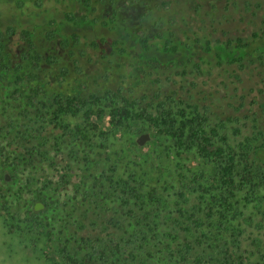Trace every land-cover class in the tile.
<instances>
[{
	"label": "trees",
	"instance_id": "16d2710c",
	"mask_svg": "<svg viewBox=\"0 0 264 264\" xmlns=\"http://www.w3.org/2000/svg\"><path fill=\"white\" fill-rule=\"evenodd\" d=\"M189 1L197 16L205 4L206 17L221 4L261 7L259 0ZM42 3L0 0L2 261L13 262L14 249L36 252L42 237L63 264H264V97L226 102L230 110L219 115L210 91L193 94L214 67L263 65V35L212 39L190 25L193 36L181 38L160 22L154 34L139 26L121 37L115 14L99 20L88 0L86 13L63 11L59 22ZM40 28L49 40L69 42L67 63L40 50ZM15 34L24 44L17 54L7 44ZM81 37L102 57L107 45L125 57L130 68L116 73V85L117 63L90 78L71 50ZM136 63L150 70L135 75ZM51 126L61 130L55 145L65 143L66 170L76 164L66 181L87 185L82 206L64 203L66 222L64 208L51 211L43 183L35 193L45 208H26L34 163L48 159ZM139 129L150 133L148 145L136 143ZM22 179L27 191L16 187Z\"/></svg>",
	"mask_w": 264,
	"mask_h": 264
},
{
	"label": "rangeland",
	"instance_id": "374dc122",
	"mask_svg": "<svg viewBox=\"0 0 264 264\" xmlns=\"http://www.w3.org/2000/svg\"><path fill=\"white\" fill-rule=\"evenodd\" d=\"M42 1L45 8H50L53 11V17L56 18L57 22H59L60 16L62 17L63 11L72 12L76 17L86 13L85 2L87 0H61L59 3L58 0ZM88 1L91 4L90 8H94L93 12L99 20L107 19L111 14H115L114 23L120 28L121 37H125L126 32H133L139 26L147 27L151 31L149 34H154L157 32L155 23L160 22H162L164 30H174L177 32V36L181 38L193 36L192 31L188 27L190 25V28L194 31L200 30L204 34L211 32L213 35L212 39L226 38L227 36L235 37L237 35L251 36L255 31L264 37V0H259L261 3L260 8L251 7V11L237 8L226 9L221 4L210 12L211 15L209 17H206L209 9L205 4L199 11L200 16H197L192 9H189L191 4L189 0H170V4L167 3L166 5L162 4L163 0ZM30 4L32 6V3ZM149 6L151 7L150 14L144 16L143 13ZM253 11L254 14L252 13ZM58 27L61 26L59 25ZM38 33L40 32L38 31ZM36 41L41 51L45 52L48 50V52H53L58 56L60 62L67 63L69 50L65 44H69V42L63 40L62 37L56 36L49 40L45 31L41 30V34L37 35ZM85 42L84 37H81L78 45L72 46L71 50L78 57L80 63L86 65L88 71H93L91 73L93 75L90 78L98 80L101 76L100 69L103 66H113V63H117L119 66H114L116 72L113 73V79L110 81V86L116 85L117 74L129 67V65L126 66L125 64V62L127 63L125 57L118 58L119 56L111 55L108 45L105 47V53L108 56L102 57L101 55L104 52L100 48L94 50L88 47ZM7 44L15 54L24 48V44L17 34L11 36ZM87 58H90L91 61H88ZM149 70L144 63H136L131 68V72L139 76L142 71L148 72ZM77 72L79 74V71ZM211 72V77L208 75L199 77L198 84L195 85V89L193 88V94L202 89L210 91L212 93L211 97H209L211 109L219 115L229 109L226 102L230 103L237 98L239 99V97L246 98L248 101L254 97H257L260 102L263 100L264 94H261V92H264V64L262 65L259 61L249 63L246 67L241 68L236 65L214 67ZM206 76L208 77L206 78ZM142 132L147 131L139 129L137 130V136ZM70 164L72 173L75 175L77 173L75 171L76 164L73 162H70ZM40 200L43 201V199ZM56 229L59 230L58 228ZM0 235H3L2 232H0ZM0 239L2 240V238ZM38 239L36 252H33L32 247L27 250L23 249V251H15L14 249L13 262L5 261L4 263L2 261L4 257L0 256V264H63L58 258L53 257L54 254L51 251L44 248L42 237Z\"/></svg>",
	"mask_w": 264,
	"mask_h": 264
},
{
	"label": "flooded vegetation",
	"instance_id": "af4514ba",
	"mask_svg": "<svg viewBox=\"0 0 264 264\" xmlns=\"http://www.w3.org/2000/svg\"><path fill=\"white\" fill-rule=\"evenodd\" d=\"M0 115L4 116L2 111L0 112ZM59 130L60 129H58V127L57 128L53 126L49 127V133H50L49 141L52 142L53 139L52 142L53 145H51L52 143L49 145L50 151H49L48 159L34 163L35 165L34 170L37 171V174H35L31 179L32 187L29 186V189H32V192L28 195H25V197L27 198L26 208H32L34 211H39L34 209L36 202L42 203V208L40 210H43L45 208V203L42 200L37 199L35 193V190H37L38 186L41 185L42 183L47 186L48 192L50 194V199L52 198L51 201L49 200V203L52 205L51 206L52 212H55L58 206L64 208V203L67 201L70 206L69 208H76L78 206L83 205L82 203L84 201L83 190L87 189V185L83 186V183L74 177H71V179H69V182L66 181V178L68 179V177H70L72 173L71 171L66 170L65 168V165H67V160L64 158H66L67 148L64 146L65 143L63 144L62 142V137L59 138L60 142H62L61 145H59L58 147H56L55 145V141H56L55 137L57 136V133H59ZM135 137L137 138V135ZM148 142H146L144 145H146ZM12 157L15 156L12 155ZM27 173L24 176L25 179L28 177ZM25 179H22L21 180L22 183L20 181L16 185V187L22 186L24 187V191H27L28 187L26 189L25 186L26 183H24ZM53 199L59 201V203H55L57 205L56 207L53 206L54 205ZM66 208L67 206H65V208L62 211L65 212L64 215H62L64 218V222H66L69 218L67 216L68 209ZM54 234H56V230H54Z\"/></svg>",
	"mask_w": 264,
	"mask_h": 264
},
{
	"label": "water",
	"instance_id": "95a60500",
	"mask_svg": "<svg viewBox=\"0 0 264 264\" xmlns=\"http://www.w3.org/2000/svg\"><path fill=\"white\" fill-rule=\"evenodd\" d=\"M150 140V133L149 132H142L140 133L137 138H136V143L139 146H143L146 142ZM42 208V203L41 202H36L34 209L35 210H40Z\"/></svg>",
	"mask_w": 264,
	"mask_h": 264
}]
</instances>
